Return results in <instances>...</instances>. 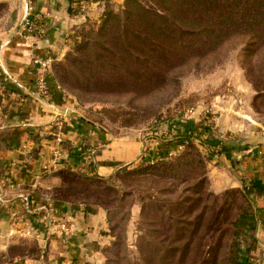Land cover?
<instances>
[{"label": "rangeland", "instance_id": "1", "mask_svg": "<svg viewBox=\"0 0 264 264\" xmlns=\"http://www.w3.org/2000/svg\"><path fill=\"white\" fill-rule=\"evenodd\" d=\"M16 5L0 1V33L12 26ZM258 11L253 19L248 8L197 1L70 0L67 12L77 21L61 34L63 51L46 54L50 80L68 106L113 135L174 144L171 153L106 176L50 173L55 183L39 190L48 200L105 212L108 241L62 264H178L173 245L191 241L184 264H224L233 240L240 264L255 263L251 234L233 223L247 207L241 192L253 200L251 186L236 179L238 168H216L211 140L221 113L236 116L240 126L246 113L264 123V0ZM190 120V133H172ZM190 135L202 161L195 172L143 170L181 154ZM19 233L6 245L0 239V264L46 257L30 232Z\"/></svg>", "mask_w": 264, "mask_h": 264}, {"label": "crops", "instance_id": "2", "mask_svg": "<svg viewBox=\"0 0 264 264\" xmlns=\"http://www.w3.org/2000/svg\"><path fill=\"white\" fill-rule=\"evenodd\" d=\"M6 1L17 5L12 26L0 33V194H4L0 198V239L6 245L19 232L34 230L29 235L39 247H46V257L21 258L12 264L68 263L108 241L103 231L105 212L92 206L84 208L48 200L39 190L55 183L56 177L50 173L68 169L106 176L122 165L158 158L168 153L174 143L133 132L113 135L101 130L73 112L64 92L50 80V74L47 81L51 95L39 96L32 57L63 51L61 34L77 20L67 12L70 0ZM34 15L47 24L46 35L39 39L21 30L25 18ZM246 114L248 120L243 119L240 126L236 116L221 113L211 144L217 151L216 168L225 165L238 168L241 175L236 179L243 178L251 186L258 241L250 260L264 264V123ZM191 125L192 120L187 121L177 126V130L172 129V133L183 135ZM237 129L249 130L250 136ZM56 133L63 137L62 152L56 166H52L50 154ZM44 204H49L55 215H63L72 222L71 234H49L45 225L37 222L40 212L35 209Z\"/></svg>", "mask_w": 264, "mask_h": 264}, {"label": "trees", "instance_id": "3", "mask_svg": "<svg viewBox=\"0 0 264 264\" xmlns=\"http://www.w3.org/2000/svg\"><path fill=\"white\" fill-rule=\"evenodd\" d=\"M184 3H190V2H194L197 1L200 4H210L211 6L214 5H219L220 9H224L226 11H238L239 9H250L251 13H250V17L255 19L258 18V16L260 15V12L258 11L259 5L261 3H263V0H182ZM164 11H166V9L168 8H161ZM151 14H153L155 17H159V14H156L155 12H151L148 11ZM162 17V16H160ZM191 135L190 136H186L184 137L185 142L183 143L181 149L183 150V152L181 154H179L180 152H175L174 150V154H171L169 157L163 160H160V162H156L155 164H153L154 166L150 165L147 166L145 168H143V170H159V172H163L162 175L164 176H168L169 174L164 172H168V173H172L171 175L174 176V174H179L182 171L189 169L192 172H195V169L197 170V168L200 166L201 164V160L199 158V153L198 150L195 148L194 145H192L191 141ZM191 142V143H190ZM175 157H172L174 156ZM190 155H194L195 158H189ZM146 163V160H144ZM147 164V163H146ZM186 168V169H184ZM56 172L59 173H72L69 170H58ZM93 175V174H91ZM243 197L246 199V203H247V207L243 208L241 210V212L239 213V215L234 219V226L236 227H240L242 229H244L245 232L251 234V238H252V242H253V246L249 249L254 250L257 246V237L255 236V231H256V227H257V217H256V204L255 202L248 196V194L246 192H241ZM55 201V199H53ZM59 201V200H56ZM62 202V201H59ZM249 203V205H248ZM190 241V239L188 240ZM191 242H184L183 244H174L172 248H175L171 251V253H173L175 250L176 252L179 254V256L176 257H172L174 259L177 260L178 264H184V260L187 258V256L190 254V250H191ZM230 255L228 256L227 260L225 261L224 264H240V259H239V254H238V246H235V241H232V244L230 246V250H229ZM205 262L207 264H216V262H213L211 259H207L205 260ZM175 264V263H173Z\"/></svg>", "mask_w": 264, "mask_h": 264}, {"label": "built area", "instance_id": "4", "mask_svg": "<svg viewBox=\"0 0 264 264\" xmlns=\"http://www.w3.org/2000/svg\"><path fill=\"white\" fill-rule=\"evenodd\" d=\"M21 30L27 33L29 36H33L36 39L42 38L47 33V24L38 15L33 17H26L21 24ZM32 65L34 69V84L36 92L41 97H49L51 95V88L48 85L47 76L50 71L51 58L47 55H34L32 57ZM60 129V125H57V130ZM63 141V137L56 133L54 137V144L50 154V164L56 166L61 156L60 144ZM36 212H40L37 218L38 223L45 225L49 234L60 233L69 235L72 232V222L63 215H55L51 212V206L44 204L38 206L35 209ZM31 230L28 229L29 233Z\"/></svg>", "mask_w": 264, "mask_h": 264}]
</instances>
